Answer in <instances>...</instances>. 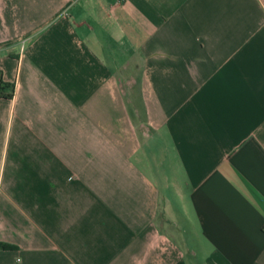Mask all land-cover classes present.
I'll list each match as a JSON object with an SVG mask.
<instances>
[{
	"label": "crops",
	"instance_id": "crops-1",
	"mask_svg": "<svg viewBox=\"0 0 264 264\" xmlns=\"http://www.w3.org/2000/svg\"><path fill=\"white\" fill-rule=\"evenodd\" d=\"M0 264H264V0H0Z\"/></svg>",
	"mask_w": 264,
	"mask_h": 264
},
{
	"label": "trees",
	"instance_id": "trees-1",
	"mask_svg": "<svg viewBox=\"0 0 264 264\" xmlns=\"http://www.w3.org/2000/svg\"><path fill=\"white\" fill-rule=\"evenodd\" d=\"M14 87L3 81L0 76V98L11 99L13 97Z\"/></svg>",
	"mask_w": 264,
	"mask_h": 264
}]
</instances>
